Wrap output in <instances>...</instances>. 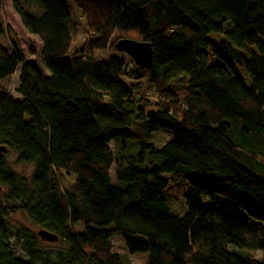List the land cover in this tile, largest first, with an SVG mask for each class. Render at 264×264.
I'll return each mask as SVG.
<instances>
[{
    "label": "trees",
    "instance_id": "1",
    "mask_svg": "<svg viewBox=\"0 0 264 264\" xmlns=\"http://www.w3.org/2000/svg\"><path fill=\"white\" fill-rule=\"evenodd\" d=\"M9 1L41 46L26 60L14 40L11 50L0 45V82L18 71L17 97L0 88V264H130L112 236L129 254H147L146 264H264V0H70L88 33L73 53L78 29L67 0ZM6 31L0 22V36ZM121 38L149 42L151 66L127 73L114 57L93 59ZM207 48L220 62H208ZM126 74L157 101L124 85ZM155 131L171 140L159 148L144 141ZM130 139L139 150L124 155ZM9 150L32 164L30 189L8 167ZM146 155L150 167L141 170ZM60 172L72 183L62 187ZM163 173L189 185L183 216L161 197ZM17 211L57 235L65 253L42 255L37 238L16 227L28 258L15 256L7 231Z\"/></svg>",
    "mask_w": 264,
    "mask_h": 264
},
{
    "label": "rangeland",
    "instance_id": "2",
    "mask_svg": "<svg viewBox=\"0 0 264 264\" xmlns=\"http://www.w3.org/2000/svg\"><path fill=\"white\" fill-rule=\"evenodd\" d=\"M68 10L72 17V20L77 24L78 32L73 40L71 46V52H75L80 49L86 42L88 33L84 27V19L80 15L79 9L70 1L67 0ZM24 7L29 11L37 13V8L35 3H24ZM38 15V14H37ZM36 15V16H37ZM0 22H2L3 26L9 31L3 33L0 36V45L6 49L11 50L13 47V40L15 45L20 49L22 54L24 55L26 60L37 59V56L30 55L29 49L33 47L35 50H39L41 43L37 36L30 34L26 31V29L20 23L18 15L14 12L11 7V3L9 0H0ZM231 24L230 22H225L223 24V32L230 31ZM209 39L215 41H221L223 38V33H209L207 35ZM207 59L209 63L220 62L215 56L210 53V50L206 49ZM92 57L97 62H107L110 58L114 57L118 60H121L125 71L129 73L135 67L132 59L125 53L119 52L115 49L113 45H109L106 49L103 50H95L92 52ZM234 71L238 76H240L244 82H249V77L246 71L239 67L234 66ZM18 79V71H16L12 76L7 79H4L0 82V88L6 91H9L14 97H17L15 92ZM120 81L126 86H134L138 85V95L148 99V101L156 102L157 97L153 91H150L146 86V83L140 81L136 82L131 80L128 75H123L120 78ZM172 88L176 87V83L171 84ZM144 124L142 125V127ZM132 127L134 129H141L140 124L136 122H132ZM171 140V136L169 134L155 131L152 132L148 137L144 139V141L153 144L155 147L159 148L164 145L166 142ZM119 148H122V144L120 139H114L113 142L109 143V149L112 153L116 154L117 145ZM139 150V146L133 142V139L126 141V148L122 150L124 155H135ZM5 160L8 167L19 177L24 179L26 186L30 189L29 178L32 174L33 166L31 163H18L16 161V154L13 151H7L5 154ZM260 161L264 163V160L260 158ZM150 157L149 155L145 156V160L143 163L137 165V167L141 170L150 167ZM110 180L114 183V166L112 165L109 169ZM59 182L62 187H66L70 183H72L74 179V175L67 176L64 173L58 175ZM163 177L167 180V185L163 190L161 197L164 202L169 207L170 213L177 216H183L186 213V204L184 201V195L188 192L189 185L182 178L173 179L170 173H163ZM6 193V188L0 185V202H3V195ZM202 202L205 205H211L212 202L208 197L203 196ZM10 228L7 231L8 243L13 254L21 259H27V253L24 251L22 244L16 240L14 237V228L16 227H24L29 230L36 238L38 243V251L42 255H47L50 257H54L58 254H63L66 251V246L60 242H45L41 240L37 236V231L40 229L39 226L33 224L31 220H29L24 213L21 211H17L12 214L9 218ZM75 231H82L83 228L80 225L74 227ZM111 241L113 244V250L122 255L123 258L127 259L130 264H146L148 255L145 253H135L129 254L125 247L122 237L120 236H112ZM256 259H259L261 256L260 251L252 252ZM186 264H190L189 261Z\"/></svg>",
    "mask_w": 264,
    "mask_h": 264
},
{
    "label": "water",
    "instance_id": "3",
    "mask_svg": "<svg viewBox=\"0 0 264 264\" xmlns=\"http://www.w3.org/2000/svg\"><path fill=\"white\" fill-rule=\"evenodd\" d=\"M114 47L117 51L127 54L137 67L149 68L151 66L152 49L149 42L121 38L115 42ZM5 151L6 147L0 145V154ZM36 234L43 241L56 242L58 240L57 235L42 228Z\"/></svg>",
    "mask_w": 264,
    "mask_h": 264
}]
</instances>
